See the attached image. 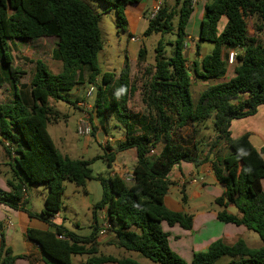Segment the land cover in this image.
Masks as SVG:
<instances>
[{"label": "trees", "instance_id": "16d2710c", "mask_svg": "<svg viewBox=\"0 0 264 264\" xmlns=\"http://www.w3.org/2000/svg\"><path fill=\"white\" fill-rule=\"evenodd\" d=\"M98 1L112 6L119 25L125 28L127 7L143 0ZM193 12V0H162L158 12L149 18L144 36L161 35L151 79L145 83L149 90L145 101L154 108L155 123L144 134L128 133L119 143V151L136 150L135 181L127 185L118 176L101 179L104 190L97 209H106L109 231L115 234L119 248L155 264H189L172 250L170 233L163 229V224L186 230L193 226L192 215L165 204L174 185L169 175L182 162L192 163L195 168L209 162L217 182L224 186L222 196L215 200L221 208L218 220L255 232L262 246L252 249L243 240L233 245L217 241L206 252L195 253L191 264H216L225 257L231 260L230 264H264V158L248 134L234 139L230 132L234 119L253 116L264 105V0L206 3L196 53L201 56V43L209 42L214 47L211 54L202 56L199 62L193 61L191 71L186 56L189 38L186 28ZM223 17L227 22L220 30ZM175 18H178L177 38L165 42L163 38L175 32ZM249 18L254 20L253 35L248 30ZM41 38L57 39L53 57L62 63V70L52 73L45 62L37 60L28 90L30 105L18 83L22 72L12 67L9 41ZM167 46L171 47L170 55ZM102 48L99 16L85 0H0V64L5 80L0 86L3 90H12L10 98L0 102V145L14 163V179L7 182L10 192L0 190V204L26 211L30 217L55 227L54 232L27 230L28 240L40 248L45 264H72L73 256L84 255L89 256L87 264H140L130 257L99 254L97 228L89 237H78L53 222L61 209L64 183L82 186L93 175L89 162L71 159L56 148L47 126L52 120H58L59 113L50 105V100L75 106L77 103L70 101L69 92L81 84L80 73L85 70L87 82L95 87L96 117L102 119L111 113L127 129L138 119L127 110L133 91L128 63L118 78L107 73L97 83L101 73L98 54ZM141 49L139 58L145 52ZM233 51L236 53L233 76L208 85L194 102L193 81L225 78ZM207 121L213 122L216 140L210 144L209 155L201 159L175 135ZM90 123L95 135L98 128L92 120ZM156 144L162 148L151 158L149 154ZM219 144L226 145L228 155L210 160ZM106 158L111 166L115 155L112 152ZM36 185H44L48 190L39 214L24 208L28 189ZM182 201L186 203L187 198L183 196ZM229 207H234L237 213H231ZM59 235H65L68 240H59ZM0 264H15L12 250L4 239L0 243Z\"/></svg>", "mask_w": 264, "mask_h": 264}, {"label": "rangeland", "instance_id": "374dc122", "mask_svg": "<svg viewBox=\"0 0 264 264\" xmlns=\"http://www.w3.org/2000/svg\"><path fill=\"white\" fill-rule=\"evenodd\" d=\"M153 1V0H152ZM182 1V0H181ZM85 2L94 10L99 16V27L101 31V37L103 42V48L98 54V63L100 69V75L97 79V83L101 82L104 74H113L115 78L120 76L121 70L128 63L130 72V81L132 83V94L130 95L127 103V110L129 114L137 115L138 119L132 121L129 127L124 126L113 114L108 113L105 118H98L94 112V98L96 93L93 94L92 99L86 98V92L90 89V84L87 82L85 77V83L81 84L78 90H72L69 92L70 101L77 103L75 106L68 103H60L58 109L55 107L56 102L52 101L54 108L59 110L58 120L55 122L52 120L47 126V130L51 135L56 148L58 151L65 156H68L74 160H84L90 163L93 178L87 180L82 186L66 181L64 183V194L62 198V205L60 211L56 214L60 219L55 221V225H61L66 232L71 233L78 237H89L95 232L93 226L94 216H98L99 210L97 204L103 197V184L101 179H107L111 171V166L107 164V156L112 152L115 155L116 161H124L127 165L133 166L136 158L133 157L131 149L119 151V143L126 139L128 133L139 135L144 134L148 128L155 123V112L150 102L145 101L146 95H148V88L145 83L151 79L150 71L154 68L156 47L158 41L161 38L160 34L153 33L148 37L144 36V33L148 27L149 18L155 13L153 8L148 10V14L145 18L137 20V17L131 14H126L127 26L122 28L119 25L118 17L115 9L112 6L106 5L98 0H85ZM156 7L161 3L162 0H155ZM145 3V2H144ZM205 5L201 6V14L204 15ZM139 14V8L135 9ZM135 13V12H134ZM197 14V11H196ZM201 14L198 23L195 22V17L192 22L187 26L186 32L189 37L186 46V56L188 59L189 69L193 70V61L201 60L196 53V44L199 40L201 32ZM178 18L174 20L175 32L173 35H168L163 38L165 42L176 40ZM248 30L249 34H254V20L248 19ZM195 32V33H194ZM57 47L56 38H41L37 40L25 41L23 44L14 45L11 43V52L14 58L13 69L20 68L21 80L18 78L19 85L22 83L21 89L26 100H29L28 88L32 75L35 71L37 60H42L48 66L49 70L53 73H58L62 70V63L53 57V52ZM213 44L209 42L201 43L200 54L205 56L211 54L213 50ZM143 48L145 50L143 56L139 58V50ZM143 49H141L143 51ZM167 52L171 54V47L167 46ZM228 75L224 78L225 81L233 76L234 64H229ZM86 74L85 70L81 71L80 75ZM2 75L1 64H0V77ZM84 79V78H83ZM221 81H193L191 87V95L194 102L197 101L201 92L208 86L216 82ZM197 82V80H196ZM20 88V87H19ZM87 90V91H86ZM75 96L78 98L76 100ZM83 96V98H82ZM7 99V94L2 95L1 100ZM55 109V110H56ZM56 110V111H57ZM88 119V123L91 126L90 121L92 120L98 131L95 135H80L78 133L80 128V122L83 118ZM85 124V123H84ZM84 126V125H83ZM199 132L197 137L202 141H207V137H215V129L212 121H207L204 125L197 126ZM195 127L189 126L187 129H183V133L188 134L186 137H194ZM201 131L204 135H201ZM102 134V138L98 135ZM104 134V135H103ZM179 137V135H175ZM216 139V137H215ZM214 142V141H213ZM155 152L149 154L151 158L156 157L162 148L161 144L154 146ZM130 151V153H127ZM229 149L226 147L220 154V158H224L228 155ZM185 166L186 163H183ZM206 176L202 173L195 175L197 182L207 181ZM194 179V178H193ZM174 196L179 201L182 198V193L179 192L174 186L171 187ZM30 195L32 197V205L34 211L40 212L42 205L44 204V194H47L48 190L44 185H36L29 188ZM46 197V195H45ZM209 198L191 200L189 203H184L187 208H196L200 203L204 202L211 205ZM215 206V205H214ZM217 207V206H215ZM98 212V213H97ZM34 225L39 224L40 221L34 220ZM103 223L98 216V224ZM102 225V224H101ZM46 226L55 231V227ZM101 230V229H100ZM98 230V234H99ZM254 236L258 235L256 233ZM97 242V241H96ZM262 242V241H261ZM97 250L100 254H109L115 257H130L135 259L140 264H155L137 253L127 252L124 249L112 247L107 244H98ZM107 245V246H105ZM262 243L258 246L252 244V249H259ZM89 256H73V264H87ZM217 264H229L228 258H221Z\"/></svg>", "mask_w": 264, "mask_h": 264}, {"label": "crops", "instance_id": "0c3cea01", "mask_svg": "<svg viewBox=\"0 0 264 264\" xmlns=\"http://www.w3.org/2000/svg\"><path fill=\"white\" fill-rule=\"evenodd\" d=\"M210 1L211 0H198L196 2V4L194 5V12L192 14L190 22H192V19L195 17V22L196 24L198 23L200 19V14L202 12L201 6L203 4L205 5ZM155 5H156L155 0L153 1L143 0L137 5L128 6L126 9V14L134 15L135 17H137V20H140L141 18H145L148 14V10L150 8L154 9ZM137 8H139V14L137 13V11H135V9ZM203 16L204 15L202 13L201 20L203 19ZM226 22L227 19L223 17L219 22L220 30H223V28L226 25ZM188 39H191V41L193 40V38L191 37H189ZM24 42L25 41H21V40L13 41L14 45L16 46L17 44H23ZM11 43L12 41H9L10 47H11ZM202 56L203 55H201L200 58ZM19 69L20 68H18L17 70ZM22 74H24V72H22ZM2 75H4L3 72ZM85 77L87 78L86 74L83 75L84 79L82 78V80L80 81L81 84L85 83ZM20 80H21V76H20ZM196 80L195 83H198L199 79ZM221 80H224V78L219 79L217 81H221ZM2 81L3 82L5 81L4 76L0 77V84ZM81 84H78V86L74 90H78ZM11 93L12 90L11 92L10 90L8 91L7 88L3 90V88L0 86V102L6 101L8 98H10ZM4 94H7V99L1 100V97ZM75 98L76 100L78 99L76 96ZM26 101L28 104L31 105L30 98L29 100L27 99ZM52 101L56 102L55 107L57 109L60 103H66L63 101L50 100L49 103L53 108L54 105L52 104ZM57 111L59 112V110ZM82 119H84V116ZM193 127H195L194 137L191 136V133H189V136L186 137L188 134H186L185 132L183 133L182 130L179 131L178 133L179 138L181 139L184 146L194 150L200 156L201 159H204L206 158V156L209 155L210 144L216 140L215 139L216 136L213 137L208 135L207 141L205 142L202 141L200 143L201 139L197 137L199 128L197 129V126H193ZM187 128H184V130ZM203 132L201 131V135H204ZM230 132L232 138L234 139H237L245 134H248L250 136L249 137L250 142L252 143L254 148L262 154L264 158V105L259 106L257 113L253 116L242 119H234L231 122ZM225 148H226L225 144H219L218 146H216L213 149V152L210 155L209 159L213 160L216 157H219L221 152ZM127 153H130V151H127ZM131 153L133 157L136 158V150L131 149ZM183 163H186V165L184 166ZM135 164L136 161L133 166H129L124 161L115 162L114 160V162H112L111 165L112 169L109 173V177H115V176L119 177L123 172L128 170H133ZM12 165H14L13 161L6 154L3 146L0 145V190L1 191L10 192V188L8 187L7 182L14 179ZM199 173H202L206 176L205 178V180H207L206 182L205 181L197 182V180L195 179V175ZM169 179L174 184L172 186H174L177 190H179L180 193L183 194L182 198L183 196L187 198V203L191 202V200L193 199L197 201L199 199L202 200L205 198H209L210 199L209 201H211L210 202L211 205L202 202L196 208H187V205L183 203L182 198L180 201L175 198L174 193L171 190L172 186L170 187L168 195L165 198V204L167 205V207L173 210L183 211L193 216V226L191 230L183 229L178 225L170 228L166 224H163V229L170 233L169 243L172 250L175 251L179 256H181L187 263L191 264L195 253L206 252L210 247V245L217 241H222L227 245H233L238 241L243 240L249 248H251L252 244L258 246L262 243L259 236H258L259 238H257V236H254L252 234L253 231H250L243 226L227 224L220 222L218 220L217 214L221 210V208H219L215 204V200L222 196L224 192V186L217 182L214 173L212 171L211 163L207 162L202 164L200 167L195 168V166L192 163L182 162L180 165L175 166L173 168L172 172L169 175ZM262 185L264 189V180H262ZM27 192H28L27 193L28 199L24 207L25 210L31 211L34 214H39L44 208L46 194H44V199H43L44 204L42 205L40 212L38 213L34 211V207L32 205V197L30 195L29 189ZM214 205L217 207H215ZM228 210L233 214L237 213V210L234 207H229ZM106 215H107L106 209L99 210L98 216L99 219L103 221V223H101L102 225L98 224V216L96 215L94 216L93 226L94 228H97V232L98 230L100 231L101 227L106 222ZM35 219L40 221L39 224H36V226L34 225ZM58 219H60V217L55 216L53 222L55 223V221ZM30 228L40 231L54 232L53 230H50L46 226V223H44L43 221L35 217H30L26 211L14 210L3 204H0V243L1 240L4 239L6 245L9 248H11L12 256L15 259V264H45L43 261L44 256L40 248L33 242L29 241L27 238V230ZM96 241L98 244H103L107 242V244L112 247H116V248L118 247L115 243L116 236L111 231H108V233L105 234L104 236H99V234L97 233ZM98 253L100 254L99 250ZM101 255H107V254H101ZM228 261L230 264L231 260L229 258ZM108 264H114V263H108Z\"/></svg>", "mask_w": 264, "mask_h": 264}, {"label": "built area", "instance_id": "2783aa9c", "mask_svg": "<svg viewBox=\"0 0 264 264\" xmlns=\"http://www.w3.org/2000/svg\"><path fill=\"white\" fill-rule=\"evenodd\" d=\"M197 1L198 0H193V5H195ZM159 8H160V4L157 7L155 6V8H154L155 13L152 16H154L158 12ZM235 57H236V53L234 51L231 52L230 55H229V64L233 63ZM94 93H95V87L91 86L90 89L86 93V98L87 99H92ZM78 133L80 135H91L92 134V128L89 125L88 119L86 117L81 120L80 128H79ZM154 152H155V150L152 149L151 150V154H153ZM13 156H15V155L13 154ZM119 178L121 180H123V182L126 183L127 185H132L134 183V181H135V176H134L133 170H128V171L123 172L119 176ZM109 230H110V225L106 221L104 223V225L101 227V230L99 232V236H104L105 234L108 233ZM58 239L59 240H68V238L65 237L64 235H59Z\"/></svg>", "mask_w": 264, "mask_h": 264}, {"label": "water", "instance_id": "95a60500", "mask_svg": "<svg viewBox=\"0 0 264 264\" xmlns=\"http://www.w3.org/2000/svg\"><path fill=\"white\" fill-rule=\"evenodd\" d=\"M99 138H102V134L98 135Z\"/></svg>", "mask_w": 264, "mask_h": 264}]
</instances>
